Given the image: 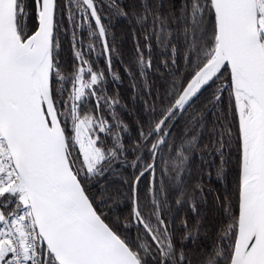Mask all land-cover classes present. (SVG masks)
Here are the masks:
<instances>
[{"label":"snow or ice","instance_id":"obj_1","mask_svg":"<svg viewBox=\"0 0 264 264\" xmlns=\"http://www.w3.org/2000/svg\"><path fill=\"white\" fill-rule=\"evenodd\" d=\"M0 264H264V0H0Z\"/></svg>","mask_w":264,"mask_h":264}]
</instances>
